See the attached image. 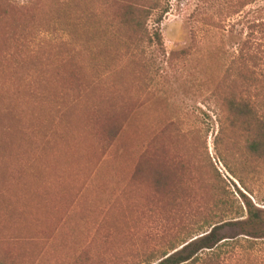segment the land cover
I'll return each mask as SVG.
<instances>
[{
    "label": "rangeland",
    "instance_id": "rangeland-1",
    "mask_svg": "<svg viewBox=\"0 0 264 264\" xmlns=\"http://www.w3.org/2000/svg\"><path fill=\"white\" fill-rule=\"evenodd\" d=\"M165 1L163 47L140 56L113 39V0L0 6V264L159 257L218 221L215 167L261 219L222 222L198 264H264V167L246 180L252 195L215 150L209 108L231 82L239 15L219 11L229 0ZM31 15L42 31L18 47L6 31Z\"/></svg>",
    "mask_w": 264,
    "mask_h": 264
},
{
    "label": "trees",
    "instance_id": "trees-1",
    "mask_svg": "<svg viewBox=\"0 0 264 264\" xmlns=\"http://www.w3.org/2000/svg\"><path fill=\"white\" fill-rule=\"evenodd\" d=\"M15 1L0 0V6L8 5L10 8H15ZM24 1L26 2L22 5L17 4L26 9L35 0ZM54 1L51 0V3ZM113 1L121 7L120 15L114 17L116 19L115 30L113 29L114 40L124 43L128 52L136 51L132 53L135 56L145 53L144 46L147 44L163 47L160 25L170 11L169 2ZM256 2L258 0H229L226 8L223 5L219 9L222 14L239 15V19L230 26L232 29L229 31L230 36L238 41L239 48L230 63L231 82L220 87V91H217L219 95L216 94L214 102L209 105L216 115L215 122L218 124L215 150L228 172L252 195L254 190L246 180L255 178L264 167V3L247 10L249 5ZM31 16L32 18L27 19L15 18L6 31L9 38L18 43V47L24 44L22 42L30 34L42 31L41 23L36 24L35 16ZM151 21H153L152 29H150ZM42 26L45 27V24ZM145 42L147 44H143ZM223 145L233 152L223 153L221 151ZM214 169L217 173L215 180L220 184L214 189L217 201L214 218L218 221L202 224L200 230H204L207 226L210 229L196 236H186L183 239L180 237L178 238L180 242L170 245L169 250L161 256L150 254L138 264H198L205 250L217 249L221 245L223 238L218 234V230L222 222H236L246 216L247 222L254 224L260 222L258 211L261 208L240 189L237 198L232 190L222 185L220 179L224 181L225 179L216 167ZM258 201L260 204L264 203V196H258Z\"/></svg>",
    "mask_w": 264,
    "mask_h": 264
}]
</instances>
